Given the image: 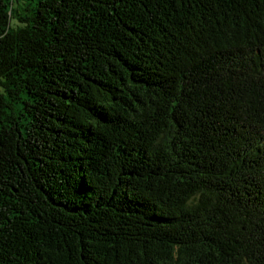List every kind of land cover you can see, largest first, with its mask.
<instances>
[{
    "label": "trees",
    "instance_id": "trees-1",
    "mask_svg": "<svg viewBox=\"0 0 264 264\" xmlns=\"http://www.w3.org/2000/svg\"><path fill=\"white\" fill-rule=\"evenodd\" d=\"M0 264H264V0H0Z\"/></svg>",
    "mask_w": 264,
    "mask_h": 264
}]
</instances>
